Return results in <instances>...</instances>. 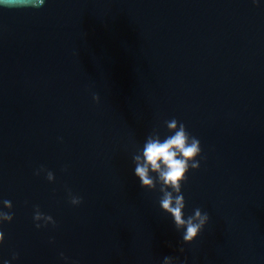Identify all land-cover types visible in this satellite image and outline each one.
Segmentation results:
<instances>
[{"label":"clouds","instance_id":"clouds-1","mask_svg":"<svg viewBox=\"0 0 264 264\" xmlns=\"http://www.w3.org/2000/svg\"><path fill=\"white\" fill-rule=\"evenodd\" d=\"M252 2L256 4L257 0H252ZM43 3L44 0H38L31 6L40 7ZM92 99L97 104L100 102V96L96 93L92 94ZM164 125L168 135L161 138L159 129H154L147 136L142 149L133 155L134 174L143 189L155 191L159 186L161 210L172 217L177 231L183 230V243L191 244L200 236L210 219L209 214L200 208H195L193 214L187 217L184 212L186 202L182 187L188 180L189 171L200 169V161L204 158L201 142L188 131L183 122L176 118L165 120ZM41 173L45 174L49 182L55 180L54 173L43 165L34 174L39 176ZM66 191L71 205L79 206L83 202V197L73 195L70 188ZM2 204L3 209L7 211L0 209V226L4 223H11L14 219L12 202L3 200ZM33 221L37 229L46 228L49 224L56 226L54 218L41 212L39 206H34ZM4 239V233L0 231V245L4 243ZM179 251L183 252L184 249L181 247ZM60 257L64 260L68 259L62 252ZM16 259H18V254L13 253L12 260ZM4 264H11V261L5 260ZM163 264H179V258L165 256Z\"/></svg>","mask_w":264,"mask_h":264}]
</instances>
